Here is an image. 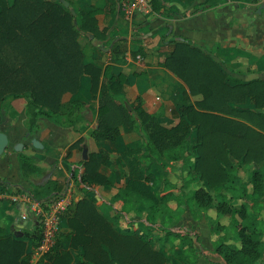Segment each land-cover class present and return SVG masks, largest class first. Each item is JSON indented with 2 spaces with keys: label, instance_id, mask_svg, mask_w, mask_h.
Instances as JSON below:
<instances>
[{
  "label": "trees",
  "instance_id": "1",
  "mask_svg": "<svg viewBox=\"0 0 264 264\" xmlns=\"http://www.w3.org/2000/svg\"><path fill=\"white\" fill-rule=\"evenodd\" d=\"M69 1L66 7L61 0H0V121L13 99L28 97L25 123L29 132L39 127L40 117L77 130L89 105L79 95L89 76L87 84L99 94V125L92 134L97 142L108 141L115 147L120 144L122 127L132 128L141 136L142 147L137 154L140 171L145 180L154 178L157 188L158 201L152 205L160 202L168 206L170 200L183 203L170 177L178 175L182 182L178 188L189 195L187 203L194 218L205 213L221 231L215 242L221 256L219 264H260L264 246L255 219H259L264 195V79L232 78L197 46L174 40V49L164 65L177 73L193 94L202 93L203 99L186 102L178 108L180 121L167 126L142 106L128 108L123 94L125 74H113L111 65L102 68L84 61L80 36L91 34L102 39L104 30L97 16L113 12L117 0L77 7ZM155 9H160L156 2ZM67 94L70 97L65 100ZM248 100L252 106L245 107ZM74 145L83 149L85 138ZM110 154L100 149L82 159L84 170L78 183L83 198L62 216L56 245L37 264H166V254L154 245L160 242L166 249L174 247L176 241L184 264H198L196 243L200 236L194 230L172 228L164 221L148 222L152 232L145 229L137 233L127 226L120 233L114 228L113 223L119 225L121 217L128 218V213L143 203L144 197L136 190L126 193L124 207L116 214L98 212L92 190L98 185H116L113 175L100 170L111 161ZM19 160L26 177L43 172L29 154L20 152ZM119 163H110L112 170L120 169ZM248 164L255 165L249 182L238 181L236 172ZM199 181L209 189L192 188ZM66 187L67 182L51 181L36 185L29 194L46 207L62 198ZM218 187L230 197L215 194ZM211 209L217 210L216 218L210 216ZM235 213L242 220L231 221V229L226 231L221 217ZM95 222H99L97 229ZM26 235L29 243L0 225V264H32L29 244L35 246L41 240L40 224L34 233ZM79 246L81 251L72 250Z\"/></svg>",
  "mask_w": 264,
  "mask_h": 264
},
{
  "label": "crops",
  "instance_id": "2",
  "mask_svg": "<svg viewBox=\"0 0 264 264\" xmlns=\"http://www.w3.org/2000/svg\"><path fill=\"white\" fill-rule=\"evenodd\" d=\"M72 1L75 7L103 5L108 2V0ZM155 2L160 7L159 10L155 9ZM112 7L113 12L106 11L97 16L99 27L104 30L102 39L94 38L91 34L80 36L84 61L102 68L111 65L113 74H125L123 94L126 101L135 107L142 106L167 126L176 125L180 121L178 108L186 102L197 103L203 99L202 93L193 94L187 83L164 65V61L174 49V40L187 41L197 46L232 78L244 81L264 79V0H154L153 12L145 16L138 14L133 19H128L119 10L118 0ZM88 79L89 76L84 81L79 95L89 105L83 120L77 124V130L62 126L47 117H40L39 127L28 135L29 130L25 123L28 97L13 99L2 112L0 130L7 133L10 142L5 152L0 155V225L13 235H16L14 233L16 231H22L26 236V239H23L28 240V243L29 236L26 234L34 233L40 224L39 215L33 205L36 200L29 194L36 185H44L51 181L67 182L65 194L70 202L74 200V204L84 194L78 178L84 170L82 159L87 154L100 149L109 150L111 154L117 153L120 149V153L124 143H128L124 136L125 131L141 139L132 128L122 127L118 149L108 141H96L92 133L99 125L97 117L99 94L91 91L87 84ZM69 97L70 94H67L65 100ZM244 105L250 107L252 103L248 100ZM33 137H37L43 147L34 146ZM81 137L85 138L84 148L87 154L83 153L84 148L74 145ZM18 142L24 143L22 150L15 148ZM20 152L32 156L43 168V172L26 177L21 169ZM112 162H120V169L126 167L125 161L111 158L109 164L101 165L100 170L108 176H114L116 185L110 189L117 187L119 189L125 184L116 179V173L120 169L112 170L110 167ZM248 186L250 189V184ZM207 187L205 188L209 189L208 185ZM104 188L103 185L95 187L99 207L102 201L98 192ZM178 190L176 187L175 191L180 194L181 190ZM216 190L219 191L217 195L230 197L229 193L221 192L219 187ZM77 192L81 195L77 196ZM263 198L264 195L261 198L262 208L259 216L263 209ZM112 206L114 207L113 204ZM138 210L139 208L132 209L130 213ZM212 210L216 211L217 217L216 209L209 211L210 216ZM23 215H26V218ZM235 215L241 217L238 213L226 214L223 217ZM230 222H222L227 225L226 231L231 229ZM215 227L218 229L216 225ZM198 233L200 236V232ZM219 234L213 238L214 245ZM200 243L201 238L200 242L196 243L198 264L202 263L199 254ZM174 244L179 247L178 241ZM33 248L34 245L29 244L30 261L32 264L40 263L45 258L33 259ZM220 260L221 256L217 258L216 264H219ZM260 264H264V258Z\"/></svg>",
  "mask_w": 264,
  "mask_h": 264
},
{
  "label": "rangeland",
  "instance_id": "3",
  "mask_svg": "<svg viewBox=\"0 0 264 264\" xmlns=\"http://www.w3.org/2000/svg\"><path fill=\"white\" fill-rule=\"evenodd\" d=\"M126 130V129H124ZM195 133L191 135L194 136ZM126 140L128 141L124 143L122 153L120 149L117 151V153L110 154L112 159L117 158V160H123L125 161V168L120 169L116 173V179L119 182H124L125 187L123 189H110V188H104L100 190V193L98 192V196L100 200L102 201L101 206L98 207V212L103 213L104 211H112L111 213L116 214L118 209L122 208L124 206V202H121L123 200V197L126 195V193L129 190H136V192L140 193L143 197V203L139 205V210L137 212H131L129 214L130 218H132V221H129V217H121L120 223L118 225L114 224V228L120 232L123 233L126 231L127 226H131L132 228L135 227V230L137 233H140L144 231L145 229L148 230V232H152L148 227V222L152 221H164L172 228H179L184 227L186 229L190 230H197L200 232V238L201 243L199 246L200 250V258H201V264H216L217 258H220V256L215 251V245L213 243V238L217 237V234H219V230L216 229L215 225H212L211 222H209L208 218L203 214V216L196 220L193 217V214L191 212V206L187 203L188 194H185L181 191V195L183 196V203L179 204L177 203V200H171L169 201V205H163L160 202L157 203V205H152L154 202L158 201L157 194H156V184L155 179L151 178L149 180H145L144 176L141 174L140 171V161L137 158V154L140 153L142 142L141 139L138 137H135L133 135H130L128 131H125ZM136 138V139H135ZM126 145V147H125ZM116 149H118L116 147ZM119 153V154H118ZM255 167L254 164H248V165H242V167L236 172L238 178V181L241 182H249L250 179V172ZM162 169V168H158ZM178 173L181 171L178 169ZM170 177L172 180H175L176 186L179 187L182 183L181 180H179L178 175L171 174ZM153 181V182H152ZM205 188L207 185L204 183V181H199L195 184H193L192 188ZM208 188V187H207ZM179 189V188H178ZM206 189V188H205ZM180 191V189L178 190ZM118 192L119 196L116 195ZM219 191L214 190V193L217 194ZM92 193H95V190H92ZM77 196H80V192H77ZM76 196V195H75ZM74 198V196L72 197ZM83 198V197H82ZM82 198H78L76 201H80ZM75 201V202H76ZM74 200L70 202V205L68 206V209L65 211L69 212L71 207L74 206L73 204ZM233 204H237L238 202H232ZM114 205V207L112 206ZM64 213V214H65ZM211 215L213 218H216V211L212 210ZM242 220V217H239V215L233 216H227L221 218V221L224 223H229V221L233 220ZM257 218V217H256ZM260 220V221H259ZM246 221V220H245ZM255 221L258 222V228L259 232L261 231V234L259 235L260 238L263 240V246H264V198H263V209L261 216H259V219H255ZM99 225V222H95L94 226L95 229H97ZM41 227V226H40ZM255 232V231H254ZM16 235V238L20 239H26V236L23 235L22 231L20 232H14ZM154 234V233H153ZM256 235V234H255ZM23 239V240H24ZM28 241V240H26ZM155 248L161 249L167 257L166 264H182L181 257L179 256V247H167L166 249L162 248L160 245V242L155 243ZM82 246H79V248H72L73 251H81ZM74 257V256H73ZM76 259H74L75 261Z\"/></svg>",
  "mask_w": 264,
  "mask_h": 264
},
{
  "label": "built area",
  "instance_id": "4",
  "mask_svg": "<svg viewBox=\"0 0 264 264\" xmlns=\"http://www.w3.org/2000/svg\"><path fill=\"white\" fill-rule=\"evenodd\" d=\"M154 0H118L119 10L128 19H133L136 15H147L153 12ZM34 201V200H33ZM40 219L42 231L41 240L33 248V259L45 258L56 245L60 235L62 216L70 205V200L65 194L62 198L44 206L38 201L33 202ZM26 218V215H23Z\"/></svg>",
  "mask_w": 264,
  "mask_h": 264
},
{
  "label": "water",
  "instance_id": "5",
  "mask_svg": "<svg viewBox=\"0 0 264 264\" xmlns=\"http://www.w3.org/2000/svg\"><path fill=\"white\" fill-rule=\"evenodd\" d=\"M61 1L64 3V5L66 7L70 6V1L69 0H61ZM71 10H72L73 14L76 13V10L74 8H72ZM126 105L128 106V108L130 110H132V106H131V104L129 102H126ZM28 135H30V132H28ZM9 142H10V140H9V136L7 135V133L2 131V130H0V155H2L5 152V150L9 146ZM32 142H33L34 146H36V147H43L42 142L37 137H33L32 138ZM23 146H24L23 142H18L16 144L15 148L17 150H22Z\"/></svg>",
  "mask_w": 264,
  "mask_h": 264
}]
</instances>
